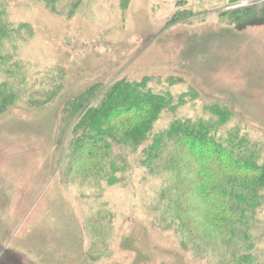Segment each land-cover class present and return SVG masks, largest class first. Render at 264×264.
Returning a JSON list of instances; mask_svg holds the SVG:
<instances>
[{
  "label": "rangeland",
  "instance_id": "rangeland-1",
  "mask_svg": "<svg viewBox=\"0 0 264 264\" xmlns=\"http://www.w3.org/2000/svg\"><path fill=\"white\" fill-rule=\"evenodd\" d=\"M2 1L10 21L31 26L27 38L13 40L28 88L62 87L47 104L21 95L0 114V264H209L155 222V175L136 168L107 185L67 172L58 154L61 110L95 81L171 76L173 96H196L163 111L155 131L217 104L230 114L222 130L239 124L264 142V0L235 18L227 0H79L71 12L73 0L55 9ZM258 215L264 263V205Z\"/></svg>",
  "mask_w": 264,
  "mask_h": 264
},
{
  "label": "trees",
  "instance_id": "trees-1",
  "mask_svg": "<svg viewBox=\"0 0 264 264\" xmlns=\"http://www.w3.org/2000/svg\"><path fill=\"white\" fill-rule=\"evenodd\" d=\"M41 1L55 9L60 0ZM244 1L252 0H227L230 16L249 9ZM78 2L72 1L70 12ZM179 15L177 11L175 17ZM30 32L28 23L10 21L0 0V114L21 95L28 104H47L62 87L26 85L13 40ZM177 81L171 76L99 80L68 97L61 110L59 160L68 165L67 172L77 169L81 178L107 185L129 179L136 168L142 176L155 175L160 179L155 222L172 228L183 249L209 264H264L256 251L264 205V142L239 124L222 130L230 114L217 104L203 107L195 117H174L155 131L163 111L196 96L189 91L173 96L170 86ZM192 214L199 216L198 222ZM100 222L93 220L103 231Z\"/></svg>",
  "mask_w": 264,
  "mask_h": 264
},
{
  "label": "crops",
  "instance_id": "crops-1",
  "mask_svg": "<svg viewBox=\"0 0 264 264\" xmlns=\"http://www.w3.org/2000/svg\"><path fill=\"white\" fill-rule=\"evenodd\" d=\"M32 209H35V207L34 206H31V207H29V213H30V211L32 210ZM34 213H36L35 211H34ZM20 219V218H19ZM18 219V220H19ZM17 219H16V221H18Z\"/></svg>",
  "mask_w": 264,
  "mask_h": 264
},
{
  "label": "water",
  "instance_id": "water-1",
  "mask_svg": "<svg viewBox=\"0 0 264 264\" xmlns=\"http://www.w3.org/2000/svg\"><path fill=\"white\" fill-rule=\"evenodd\" d=\"M255 1H256V0H252V1H250V3H255Z\"/></svg>",
  "mask_w": 264,
  "mask_h": 264
}]
</instances>
